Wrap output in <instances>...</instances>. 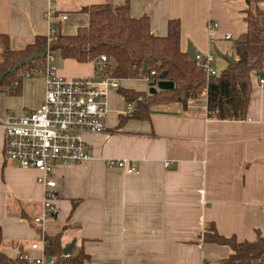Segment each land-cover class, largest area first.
<instances>
[{
	"label": "crops",
	"instance_id": "0c3cea01",
	"mask_svg": "<svg viewBox=\"0 0 264 264\" xmlns=\"http://www.w3.org/2000/svg\"><path fill=\"white\" fill-rule=\"evenodd\" d=\"M126 1L132 18H148L154 36H165L168 22L177 20L184 53L190 46L194 53L232 54L228 43L247 31L246 0H54V24L59 35L72 36L89 22L81 8ZM47 8L41 0H0V37H7L14 51L47 37ZM209 22L217 24L212 31ZM54 68L68 79L98 75L94 63L59 57ZM252 86L243 121L209 119L201 98L184 110L154 106L146 120H126L119 130L120 117L130 113L119 91L111 92L106 132L84 137L93 159L54 169L57 199L46 236L60 235L63 248L75 242L73 249L82 248L88 264H215L232 251L205 243L207 226L238 243L255 242L257 232L264 236V86L256 76ZM122 88L147 94L150 89L145 80L122 81ZM44 95L39 74L23 78L20 94L0 92L1 249L12 259L22 253L39 257L31 244L40 231L33 219L43 187L36 183V170L3 156L2 124L8 114L37 108ZM109 159L127 160L138 172L107 168Z\"/></svg>",
	"mask_w": 264,
	"mask_h": 264
},
{
	"label": "trees",
	"instance_id": "16d2710c",
	"mask_svg": "<svg viewBox=\"0 0 264 264\" xmlns=\"http://www.w3.org/2000/svg\"><path fill=\"white\" fill-rule=\"evenodd\" d=\"M246 3L247 31L232 41V54L236 62L219 67L218 74L208 83L202 70L189 59L187 53L180 50V26L177 20L168 22L165 36H154L148 18H132L126 1L120 6L105 3L81 8L80 12L89 19L87 27L79 29L72 36L58 34L57 39L49 44L46 37H37L25 49L14 51L9 46L8 38L0 37V92L20 94L25 75L36 76L32 70H42L44 59L36 60L13 74L8 70L17 61L41 53L43 48L48 47L54 59L59 57L78 63H94L97 74L122 81L148 79L150 88L156 86L160 74L165 72L164 80L173 83L171 90H159L150 96L124 88L119 90L126 103H134V110L120 117L117 130L126 120H146L154 106L178 105L184 110L190 101L200 97L205 99L209 119L243 121L253 89L252 71L264 74L263 0H246ZM100 56L107 59L104 66L98 64ZM152 72L155 75L152 76ZM139 97L141 101H138ZM46 239V264H88L89 257L82 248L73 249L69 255L63 256L60 235ZM2 241L0 227V264H33L19 257L12 259L7 256L1 249ZM203 241L231 249L232 254L227 259L215 264H264V236L258 237L255 242L238 243L234 237L220 236L214 226L209 225L204 230Z\"/></svg>",
	"mask_w": 264,
	"mask_h": 264
},
{
	"label": "built area",
	"instance_id": "2783aa9c",
	"mask_svg": "<svg viewBox=\"0 0 264 264\" xmlns=\"http://www.w3.org/2000/svg\"><path fill=\"white\" fill-rule=\"evenodd\" d=\"M47 3L48 8L44 17L48 22L49 30L47 44L57 39L58 30L54 24L56 15L52 10L54 0H41ZM66 17L62 16L61 20ZM209 31L214 30L217 24L209 22ZM231 40V36H225ZM47 53L44 58V68L32 70L45 80V95L42 103L35 109L21 114H8L2 124L3 156L6 160L17 164L24 169L36 170L39 175L36 183L43 187V198L39 214L33 221L39 227L38 239L31 244V249L40 252L38 258H32L26 253L18 257L31 261L33 264H46L45 248L48 240L45 234V224L53 218L56 181L54 169L58 165L84 164L93 159L89 146L84 137L89 134L106 132V118L109 113L108 97L111 92H118L122 80L107 75L98 74L97 77L68 79L59 76L54 68V57ZM195 65L202 70L206 83L219 72L215 54L195 53ZM105 56H100L98 64L104 66ZM151 75H155L154 72ZM258 85L264 86V74L252 71ZM29 77V75H25ZM24 77V78H25ZM148 82V79H145ZM156 87V86H155ZM150 96V94H148ZM142 98L139 97L138 101ZM134 103H126L125 112L131 113ZM110 169L123 171L125 174H137L138 170L127 160L105 161ZM168 166L169 163L164 164Z\"/></svg>",
	"mask_w": 264,
	"mask_h": 264
},
{
	"label": "water",
	"instance_id": "95a60500",
	"mask_svg": "<svg viewBox=\"0 0 264 264\" xmlns=\"http://www.w3.org/2000/svg\"><path fill=\"white\" fill-rule=\"evenodd\" d=\"M46 53H47V48H43L42 49V52L41 53H34V54H31L30 56L24 58V59H21L19 61H17L13 67L8 70L9 73L13 74L14 72H16L18 69L22 68V67H29L30 64L36 60H43L46 56ZM214 53L216 55L217 58L221 59L222 61L226 62L227 64H230V65H233L236 60L234 58V55L233 54H227V53H221L219 52V50L215 49L214 50ZM187 54H188V57L190 60H193V57H194V50L189 46L188 49H187ZM165 72L161 73L159 78H160V81L157 82L156 84V87H151L149 89V94L152 95V94H155L157 91L161 90V91H164V90H171L173 88V83L172 82H169V81H165L164 78H165ZM262 73L259 74L260 77H262ZM257 237L260 236V233L257 232L256 233ZM74 243L75 242H72L70 243L68 246H66L65 248H63L62 250V255L63 256H67L71 253V251L73 250L74 248ZM48 262H49V259H48Z\"/></svg>",
	"mask_w": 264,
	"mask_h": 264
},
{
	"label": "rangeland",
	"instance_id": "374dc122",
	"mask_svg": "<svg viewBox=\"0 0 264 264\" xmlns=\"http://www.w3.org/2000/svg\"><path fill=\"white\" fill-rule=\"evenodd\" d=\"M231 44H232V42H229V43H228V46L231 45ZM0 55H1V49H0ZM0 59H1V57H0ZM218 61H219V63H220V66H222V65H223V61H222L221 59H219V58L217 59V62H218ZM34 66L36 67V65H34ZM201 98H203V97L198 98L196 102L199 103L200 100H201ZM196 102H195V103H196ZM11 112H12V111H11ZM48 222H49V221H48ZM48 222H46V224H47ZM46 224H45V225H46ZM36 256H40V254H37ZM31 257H32V256H31ZM33 258H35V257H33ZM36 258H38V257H36Z\"/></svg>",
	"mask_w": 264,
	"mask_h": 264
}]
</instances>
